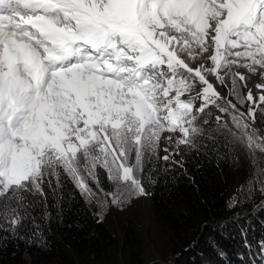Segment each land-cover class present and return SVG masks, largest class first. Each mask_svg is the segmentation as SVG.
<instances>
[{"label": "snow or ice", "instance_id": "snow-or-ice-1", "mask_svg": "<svg viewBox=\"0 0 264 264\" xmlns=\"http://www.w3.org/2000/svg\"><path fill=\"white\" fill-rule=\"evenodd\" d=\"M258 123L264 0H0V247L46 246L25 222L50 195L102 222L193 151L264 154ZM237 192L264 197V167ZM240 231L235 264H264Z\"/></svg>", "mask_w": 264, "mask_h": 264}, {"label": "trees", "instance_id": "trees-1", "mask_svg": "<svg viewBox=\"0 0 264 264\" xmlns=\"http://www.w3.org/2000/svg\"><path fill=\"white\" fill-rule=\"evenodd\" d=\"M262 155L243 150L218 160L193 151L183 167L168 165L170 174L153 173L156 182L145 181L148 197L125 211L109 210L102 222L78 193L66 190L59 203L50 195L47 208L30 209L25 222L46 246L8 241L0 247V264H235L236 252L243 251L242 227L254 246L264 239V205L257 207L264 197L257 192L253 201L228 206L264 167Z\"/></svg>", "mask_w": 264, "mask_h": 264}, {"label": "rangeland", "instance_id": "rangeland-1", "mask_svg": "<svg viewBox=\"0 0 264 264\" xmlns=\"http://www.w3.org/2000/svg\"><path fill=\"white\" fill-rule=\"evenodd\" d=\"M177 135H178V134H177ZM164 146H165V145H164V143L162 142V143H161V149H163ZM162 153H163L162 155H164V152H163V151H162Z\"/></svg>", "mask_w": 264, "mask_h": 264}]
</instances>
